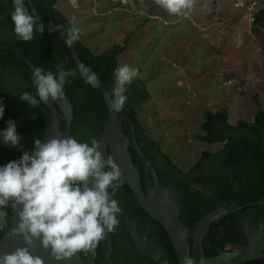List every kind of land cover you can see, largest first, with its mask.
<instances>
[{
	"label": "trees",
	"instance_id": "trees-1",
	"mask_svg": "<svg viewBox=\"0 0 264 264\" xmlns=\"http://www.w3.org/2000/svg\"><path fill=\"white\" fill-rule=\"evenodd\" d=\"M33 1L38 10L66 35L72 23L57 8V0ZM24 3L29 13L36 18L38 27L42 22L33 13L27 0H24ZM215 4L217 8V0ZM13 11V0H0V44L18 49L35 64L43 67L45 73H55L57 64H63L66 70L77 71L76 77L69 76L70 83L64 86L74 107L71 136L78 142L91 145V138L97 139L109 114L103 93L85 82L68 46L45 25L44 32L41 34L35 31L32 40L19 39L11 20ZM254 16L255 25L252 30L256 32L259 26L264 25V7L255 12ZM73 45L82 63L106 83L112 94L116 83L114 72L118 67V56L126 50V46L114 44L101 52H95L81 40L80 34ZM125 88L127 90L124 95L127 99L123 111L131 116L137 139L144 144V150L153 159L159 178L182 189L180 217L186 224L193 226L205 214L216 210L218 204L228 202V210L249 204L238 212L212 223L204 239L206 256H217L220 252L245 246L247 238L237 224L239 219L254 212V220L262 219L264 222V205L259 204L264 198V105L259 103V110L252 120L239 119L235 124L229 122L226 107L216 111L206 110L201 121L203 132L197 134V138L203 142L223 145L216 151L204 150L198 161L185 170L179 167L149 134L147 126L139 117L138 102L132 98L126 85ZM24 92L36 96L37 89L30 67L15 53L0 49V101L5 108L4 115L0 118V133L8 127V121L12 120L21 137L19 145L14 147L5 144L0 135V166L3 164V158L9 163L19 160L26 151L31 153L35 148V139H41L51 117V111L44 102L32 107L22 100L20 97ZM64 126L62 122L61 127ZM123 126L125 131L128 130L127 121L123 122ZM129 149L134 151L132 147ZM108 153L113 157L110 146ZM133 159L141 164V159L135 151ZM113 191V198L121 209L117 218L131 209L132 215L138 219H135L138 224L153 225L162 238L161 243L165 251L177 262L175 248L166 229L140 206L131 187L121 183L117 188L110 189L109 194ZM3 210L7 213V224L0 230V236L6 233L12 219L14 209L11 202ZM111 241L115 264H158L152 258L138 254L135 241L127 232H112ZM105 246L106 242L103 241L97 245L96 264L103 261ZM82 254L85 255L83 252ZM245 264H264V259Z\"/></svg>",
	"mask_w": 264,
	"mask_h": 264
},
{
	"label": "rangeland",
	"instance_id": "rangeland-1",
	"mask_svg": "<svg viewBox=\"0 0 264 264\" xmlns=\"http://www.w3.org/2000/svg\"><path fill=\"white\" fill-rule=\"evenodd\" d=\"M252 1L258 6L253 9ZM57 0L93 51L126 46L118 67L137 75L127 84L139 117L161 149L182 169L222 143L199 140L206 110L226 107L229 122L252 120L264 105V25L250 16L264 0H193L168 12L156 0ZM217 9V10H215ZM127 90V89H126Z\"/></svg>",
	"mask_w": 264,
	"mask_h": 264
},
{
	"label": "clouds",
	"instance_id": "clouds-1",
	"mask_svg": "<svg viewBox=\"0 0 264 264\" xmlns=\"http://www.w3.org/2000/svg\"><path fill=\"white\" fill-rule=\"evenodd\" d=\"M70 2L73 7L78 6L77 0ZM156 3L178 14L191 9L193 0H156ZM13 6L11 20L19 39L30 41L35 31L44 32V24L37 27L36 18L29 13L24 0H13ZM71 23L65 40L69 46L79 39L75 20ZM79 72L87 84L100 86L97 74L82 63ZM76 75L75 69L66 70L63 64L56 65L55 73L36 68L33 72L36 96L24 92L20 98L32 107L48 103L50 98L62 100L64 86L70 83L68 77ZM136 75L137 70L127 65L116 68L112 111L123 110L127 99L125 85ZM4 111L0 101V118ZM0 135L5 144L19 145L21 137L14 121L9 120L8 127ZM122 175V169L112 156L105 160L101 142L95 137L91 138V145L78 142L72 136L53 137L44 143L35 139L31 153L26 151L19 160L0 166V230L7 224V213L3 209L11 202L19 220L8 235L22 236L26 245L0 255V264H45L43 258L29 250L35 240H39L44 249H51L56 261L71 260L77 253H94L99 242L119 224L117 214L121 209L113 198L115 191L110 195L108 189L115 181H120ZM118 186L115 184L113 188ZM183 264H196V261L187 255ZM201 264H204L203 259Z\"/></svg>",
	"mask_w": 264,
	"mask_h": 264
},
{
	"label": "water",
	"instance_id": "water-1",
	"mask_svg": "<svg viewBox=\"0 0 264 264\" xmlns=\"http://www.w3.org/2000/svg\"><path fill=\"white\" fill-rule=\"evenodd\" d=\"M27 2L36 17L65 42L66 35L38 10L35 2L33 0H27ZM65 44L68 46L79 71V65L82 61L75 46H69L66 42ZM0 49L15 53L26 62L32 73L36 68H41L45 72L43 67L35 64L18 49L4 44H0ZM99 82L100 86L97 88L103 93L109 114L103 129L98 133L97 140L101 142V150L105 160L109 156L108 148L109 146L111 147L113 159L123 173L120 181H115L108 190L113 189L115 184H128L140 206L166 229L177 256V262H175L168 255L155 227L149 224L140 225L135 219H130L126 215L119 218V224L101 240L106 242L104 259L101 264H115L112 257L114 252L111 241L112 232H127L135 241V248L138 254L150 257L158 264H183L184 257L187 255H191L196 264H201V259H203L204 264H245L253 260L264 259V222L262 219L256 222L251 215L242 217L237 222L247 238L245 246L232 251L220 252L217 256H206L204 239L207 237L212 223L223 219L226 215L238 212L249 204L233 210H228L227 204H218L216 210L205 214L193 226L186 224L180 217L182 189L159 180L153 159L144 150V144L137 139L135 125L131 116L123 110L120 112L112 111L110 106L113 99L111 91L104 81L99 79ZM45 104L51 111V117L40 139L41 142H47L53 137L64 138L71 136L74 107L67 94V89L64 87V98L62 100L52 101L50 98L48 103ZM124 121L129 124L126 131L123 126ZM62 122L65 124L64 128L61 127ZM130 147L140 157L141 164L133 159L134 151H130ZM2 162V166L7 164V160L4 158ZM142 174L146 188L142 184ZM259 204L264 205V198L259 201ZM18 220L17 210H13L7 231L3 236H0V255L11 253L17 247L26 246L22 236L13 238L8 235V232L17 225ZM29 250L33 255H39L43 258L45 264H96L98 255V251L95 249L94 253H85V255L77 253L71 260L56 261L51 255V249H44L39 240H35ZM226 255L231 258L226 260L224 258Z\"/></svg>",
	"mask_w": 264,
	"mask_h": 264
},
{
	"label": "flooded vegetation",
	"instance_id": "flooded-vegetation-1",
	"mask_svg": "<svg viewBox=\"0 0 264 264\" xmlns=\"http://www.w3.org/2000/svg\"><path fill=\"white\" fill-rule=\"evenodd\" d=\"M156 171V170H155ZM156 174H157V177L159 178V176H158V173L156 172ZM159 180H161L160 178H159ZM162 181V180H161ZM163 182V181H162ZM164 183H166V182H164ZM142 184H143V187L144 188H146V183H145V181H144V176H143V174H142ZM171 185V184H170ZM172 186H175V185H172ZM224 204H227V207H228V205H229V203L228 202H225ZM132 210L131 209H129V210H127V211H125L120 217H118L117 219H119V218H121V217H123V216H126V215H128L129 216V218L130 219H136V220H138L137 219V217H135L134 216V214L132 215ZM249 215H251L252 217H254L255 215H256V213H254V212H252V213H249V214H247L246 215V217L247 216H249ZM138 218H141V216H138ZM254 219V218H253ZM256 222H258V221H256ZM125 223H126V220H125ZM142 225V224H141ZM149 225H151V224H149ZM153 226V225H152ZM154 227V226H153ZM156 232H157V230H156ZM158 233V232H157ZM159 235V234H158ZM151 236V235H150ZM161 237V236H160ZM162 239V238H161ZM161 241V240H160Z\"/></svg>",
	"mask_w": 264,
	"mask_h": 264
},
{
	"label": "built area",
	"instance_id": "built-area-1",
	"mask_svg": "<svg viewBox=\"0 0 264 264\" xmlns=\"http://www.w3.org/2000/svg\"><path fill=\"white\" fill-rule=\"evenodd\" d=\"M251 4H253V9L256 8V6L258 5L256 1H252ZM250 20L253 22L255 20V16L254 14H252L250 16Z\"/></svg>",
	"mask_w": 264,
	"mask_h": 264
},
{
	"label": "crops",
	"instance_id": "crops-1",
	"mask_svg": "<svg viewBox=\"0 0 264 264\" xmlns=\"http://www.w3.org/2000/svg\"><path fill=\"white\" fill-rule=\"evenodd\" d=\"M101 51H103V50H101ZM101 51H99V52H101Z\"/></svg>",
	"mask_w": 264,
	"mask_h": 264
}]
</instances>
